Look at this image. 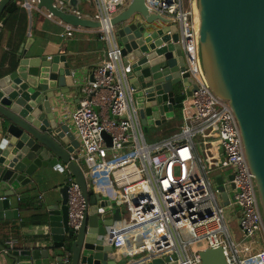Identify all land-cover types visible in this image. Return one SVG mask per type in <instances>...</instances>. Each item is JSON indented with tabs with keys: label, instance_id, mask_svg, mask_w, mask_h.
Masks as SVG:
<instances>
[{
	"label": "water",
	"instance_id": "95a60500",
	"mask_svg": "<svg viewBox=\"0 0 264 264\" xmlns=\"http://www.w3.org/2000/svg\"><path fill=\"white\" fill-rule=\"evenodd\" d=\"M24 0H0V41L3 26ZM30 16L49 19L74 29L97 30L101 24L79 15L92 0H28ZM198 54L210 90L227 102L239 126L246 160L253 175L264 218V0H196ZM6 12L8 17L1 20ZM87 15V14H86ZM50 16V18H48ZM84 16V17H83ZM89 16V15H88ZM121 51L137 119L145 137L174 120L189 91L195 90L181 35L166 18L148 11L144 0H125L110 20ZM32 38L21 45L17 64L0 75V236L9 226L20 234L29 231L24 213L34 211L27 188L47 181L48 170L69 174L81 190L85 211L77 232L69 229L67 190L59 185V201L47 205L39 226L45 229L33 242H0V254L10 264H124L111 258L112 247L103 245L105 226L120 219L115 209L108 219L99 207L111 211L108 202L88 188L79 166V143L69 121L61 114L66 99V77L80 94L83 84H74L79 71L66 56H32ZM74 64V63H73ZM75 65V64H74ZM76 67V66H75ZM88 81H93V76ZM107 147L111 138L102 132ZM232 174L214 178L223 205L234 201L225 181ZM234 189L233 184L230 185ZM107 206V207H105ZM25 218V219H24ZM4 245H11L8 248ZM199 264H226L224 249L198 250ZM175 260V257H172ZM143 264H176L156 258Z\"/></svg>",
	"mask_w": 264,
	"mask_h": 264
},
{
	"label": "built area",
	"instance_id": "2783aa9c",
	"mask_svg": "<svg viewBox=\"0 0 264 264\" xmlns=\"http://www.w3.org/2000/svg\"><path fill=\"white\" fill-rule=\"evenodd\" d=\"M124 1L90 3L93 13L84 16L100 22L96 31L106 53L92 71L93 81L84 83L76 107L67 114L79 143V166L87 188L98 196L97 204L108 202L111 207L110 212L99 207L97 214L105 220L115 209L120 210V219L105 226V234L99 238L112 247L111 258L125 259L124 264L156 258L199 264L198 250L192 251L190 246L200 240H206L207 247L221 246L226 264H264V218L239 126L227 102L210 90L201 68L196 0H144L150 13L179 29L187 70L195 85L182 103L177 132L155 143H147L143 135L127 82L129 67L122 65L110 24ZM31 2L24 0L21 7L30 12ZM71 29L67 26V31ZM102 132L110 136V147ZM64 171L67 225L75 233L85 202L79 186ZM224 171L233 176L229 182L224 180L234 195L227 206L214 182ZM234 206L239 212V230L227 218L226 208L232 211ZM181 231L189 238L184 240Z\"/></svg>",
	"mask_w": 264,
	"mask_h": 264
},
{
	"label": "crops",
	"instance_id": "0c3cea01",
	"mask_svg": "<svg viewBox=\"0 0 264 264\" xmlns=\"http://www.w3.org/2000/svg\"><path fill=\"white\" fill-rule=\"evenodd\" d=\"M92 4L85 3L81 14L91 15L93 13ZM8 17L6 12L1 15V20ZM3 36L0 41V75L7 69L16 66L18 58L17 54L21 50V45L28 38H32V43L28 52L32 56H44L53 58L54 56H66L67 62L71 64L73 69L79 71V75L75 78L77 81L74 84L81 83L84 85L92 75V71L100 64L106 53V47L100 40L96 30L91 29H71L67 31V26L57 23L49 19H38L31 17L28 10L19 5V9L8 17L6 24L3 26ZM73 60L76 63L73 64ZM76 66V67H75ZM70 77H66L67 94L64 100V107L61 114L67 118L76 107L80 94L76 89L72 88ZM68 120V119H67ZM172 126H179L175 121H171ZM161 128L155 129L157 138H153L150 143H155L165 139L161 132ZM149 143V142H148ZM47 181L41 183L39 187L27 188L23 193H29V198L22 201L23 205L33 204L34 211L24 213V217L30 219L27 226L29 231L20 234V230L14 226H9L7 232L0 236L2 241H16L22 243L23 240L33 242L38 235H42L45 229L39 226L38 221H35V216H45L47 214V205H53L59 201L58 188L59 185L65 182L66 173L54 172L48 170ZM227 218L233 219L232 225L237 223L236 215L239 212L236 210H228ZM24 218V219H25ZM7 248L11 245H4ZM0 264H6L3 253L0 254ZM7 264L10 262L7 261Z\"/></svg>",
	"mask_w": 264,
	"mask_h": 264
},
{
	"label": "rangeland",
	"instance_id": "374dc122",
	"mask_svg": "<svg viewBox=\"0 0 264 264\" xmlns=\"http://www.w3.org/2000/svg\"><path fill=\"white\" fill-rule=\"evenodd\" d=\"M123 8V6L122 5H120L119 6V9H122ZM177 123L179 124H181V122H180V119H178L177 120ZM179 129V127H177L176 128V130L173 132V133H164V132H162V131H160L161 132V134H163V135H174L176 132H177V130ZM156 130H152L150 133H148V134H146L145 135V138H146V141H147V143L149 142H151V141H153V138L155 137V138H157V135H156V133H154ZM154 136V137H153ZM223 173V176L224 177H226L227 175H228V172H226V171H224V172H222ZM230 208L231 207H228V208H226V212L228 211V210H230ZM233 210H236V212H238V208L236 207V206H234L233 207ZM237 215H236V218H234V220H237ZM37 220H40V216H36L35 217V221H37ZM231 227L232 228H235L236 230L238 229L239 230V225L236 223L235 225L233 224V225H231ZM232 234V233H231ZM233 235V234H232ZM181 236H182V238L184 239V240H186V239H188L189 238V236L188 235H186L183 231H181ZM207 247V241L206 240H200V241H198V242H195V243H193V244H191V246H190V249L192 250V251H194V250H199V249H203V248H206Z\"/></svg>",
	"mask_w": 264,
	"mask_h": 264
},
{
	"label": "trees",
	"instance_id": "16d2710c",
	"mask_svg": "<svg viewBox=\"0 0 264 264\" xmlns=\"http://www.w3.org/2000/svg\"><path fill=\"white\" fill-rule=\"evenodd\" d=\"M73 63H76V61L75 60H73ZM77 64V63H76ZM178 119H180V122H181V120H182V115H181V111H178V113H177V115H176V117H175V119L174 120H171V121H175L176 123H177V120ZM171 121H169L168 123H166V124H164L162 127H160L161 129H160V131H162V132H166V133H173L175 130H176V128L177 127H179V126H172L171 124H170V122ZM178 124V123H177ZM157 129V128H156ZM153 130H155V129H153ZM162 136L163 137H166V138H168V137H170L171 135H163L162 134ZM36 217V216H35ZM30 221V219H27L26 221H24V223L25 224H27V225H29V222ZM38 221V220H37Z\"/></svg>",
	"mask_w": 264,
	"mask_h": 264
},
{
	"label": "flooded vegetation",
	"instance_id": "af4514ba",
	"mask_svg": "<svg viewBox=\"0 0 264 264\" xmlns=\"http://www.w3.org/2000/svg\"><path fill=\"white\" fill-rule=\"evenodd\" d=\"M40 225V224H39Z\"/></svg>",
	"mask_w": 264,
	"mask_h": 264
}]
</instances>
